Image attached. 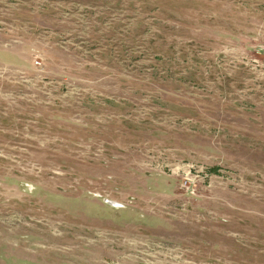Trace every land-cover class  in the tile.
Masks as SVG:
<instances>
[{"label":"rangeland","instance_id":"374dc122","mask_svg":"<svg viewBox=\"0 0 264 264\" xmlns=\"http://www.w3.org/2000/svg\"><path fill=\"white\" fill-rule=\"evenodd\" d=\"M0 264H264V0H0Z\"/></svg>","mask_w":264,"mask_h":264},{"label":"built area","instance_id":"2783aa9c","mask_svg":"<svg viewBox=\"0 0 264 264\" xmlns=\"http://www.w3.org/2000/svg\"><path fill=\"white\" fill-rule=\"evenodd\" d=\"M189 173H186V176L188 175Z\"/></svg>","mask_w":264,"mask_h":264}]
</instances>
